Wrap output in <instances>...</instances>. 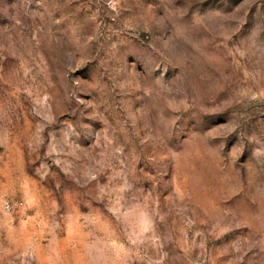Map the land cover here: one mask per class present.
Returning <instances> with one entry per match:
<instances>
[{"label": "rangeland", "instance_id": "obj_1", "mask_svg": "<svg viewBox=\"0 0 264 264\" xmlns=\"http://www.w3.org/2000/svg\"><path fill=\"white\" fill-rule=\"evenodd\" d=\"M0 264H264V0H0Z\"/></svg>", "mask_w": 264, "mask_h": 264}, {"label": "built area", "instance_id": "obj_2", "mask_svg": "<svg viewBox=\"0 0 264 264\" xmlns=\"http://www.w3.org/2000/svg\"><path fill=\"white\" fill-rule=\"evenodd\" d=\"M20 206L21 203L18 202H5L3 208L6 213H11L15 208H18Z\"/></svg>", "mask_w": 264, "mask_h": 264}]
</instances>
